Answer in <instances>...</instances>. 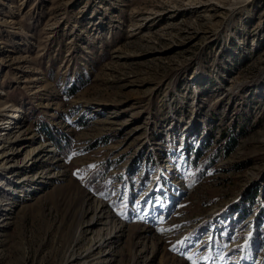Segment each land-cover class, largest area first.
<instances>
[{"label":"rangeland","instance_id":"1","mask_svg":"<svg viewBox=\"0 0 264 264\" xmlns=\"http://www.w3.org/2000/svg\"><path fill=\"white\" fill-rule=\"evenodd\" d=\"M1 112L0 148L21 112L61 160L0 178V264H65L102 203L112 264H264V0H0Z\"/></svg>","mask_w":264,"mask_h":264},{"label":"bare ground","instance_id":"2","mask_svg":"<svg viewBox=\"0 0 264 264\" xmlns=\"http://www.w3.org/2000/svg\"><path fill=\"white\" fill-rule=\"evenodd\" d=\"M18 113L13 118L15 121H12L13 125L9 131L11 134L6 139L7 145H3L0 148V152L4 150L0 153V178L7 179L6 181L9 183L7 187L9 192H7L13 199L18 195L20 196L21 192L29 194L32 191L36 192L37 190L34 185L38 183L47 184L48 180L55 179V176L52 175L55 169L53 166H56L61 160H53L51 162L54 148L49 142H39L37 145H34L32 129L25 126L26 115L21 112ZM3 115L5 114L1 112L0 116ZM188 130L189 128L185 131ZM156 144L159 145L158 149L164 148L166 144L167 150L174 151L173 155H177L179 148L184 150L185 145L183 141L179 147L176 145V142L166 143L158 141ZM168 161L171 164L169 168L171 172H176L184 166L182 155H179L175 161L170 156ZM50 163L55 164L51 166ZM40 168H43V170L36 172ZM23 172L29 174H24ZM15 210L13 202H5L0 197V227L8 226V224L12 223L8 220L14 218L13 214H15ZM109 213L105 203L100 204L97 209L93 210L92 215L85 221V224L78 228L65 264H91V261H93V264H112L126 230L124 224L115 227ZM83 232L93 233L91 245L85 250L79 247Z\"/></svg>","mask_w":264,"mask_h":264},{"label":"trees","instance_id":"3","mask_svg":"<svg viewBox=\"0 0 264 264\" xmlns=\"http://www.w3.org/2000/svg\"><path fill=\"white\" fill-rule=\"evenodd\" d=\"M52 138L55 141V144L61 149V151H63V145H62V143H60L59 140H57L55 137H52ZM229 145L230 146L227 149V153L231 152V150H233L235 148V146L237 145L236 140L233 139V141H230Z\"/></svg>","mask_w":264,"mask_h":264}]
</instances>
